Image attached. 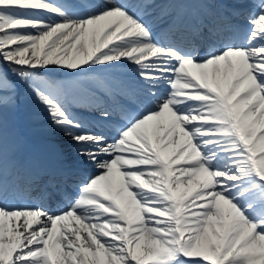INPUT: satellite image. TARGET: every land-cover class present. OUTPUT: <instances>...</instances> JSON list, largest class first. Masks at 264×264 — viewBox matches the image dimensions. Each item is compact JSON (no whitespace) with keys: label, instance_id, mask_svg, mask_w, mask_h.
<instances>
[{"label":"snow or ice","instance_id":"1","mask_svg":"<svg viewBox=\"0 0 264 264\" xmlns=\"http://www.w3.org/2000/svg\"><path fill=\"white\" fill-rule=\"evenodd\" d=\"M166 2L0 0V264H264V0ZM21 88L71 163L18 157Z\"/></svg>","mask_w":264,"mask_h":264},{"label":"bare ground","instance_id":"2","mask_svg":"<svg viewBox=\"0 0 264 264\" xmlns=\"http://www.w3.org/2000/svg\"><path fill=\"white\" fill-rule=\"evenodd\" d=\"M158 1H160V0H158ZM165 4H167V2H166V0H165ZM163 13H165V12H163ZM166 14V13H165ZM153 19H155V17L153 16L152 17V19H151V21L150 22H152V23H154V25L155 26H157V27H161V25H160V23H158V22H153ZM161 24H163V23H161ZM130 69V68H129ZM80 92H81V90H80ZM49 127H51V129L53 130V132L56 134V136H59L60 134H61V132H60V134H59V130L58 129H56L55 127H54V129H53V127L51 126V125H48ZM59 134V135H58ZM61 136V135H60ZM54 139H55V141L57 142V143H59L58 141V139L56 140V138H55V136H54ZM34 142H38V140H33V143ZM36 144V143H35ZM35 144H33V145H35ZM61 144V143H60ZM66 145H68V143H65ZM24 150V149H23ZM63 156L66 158V160H67V162L68 163H70L69 161H72V158H70L69 157V155H68V153H66L65 155L63 154ZM74 159H76V157L74 158ZM51 160H53V157H51ZM58 160V159H57ZM91 169H89V171H90Z\"/></svg>","mask_w":264,"mask_h":264},{"label":"rangeland","instance_id":"3","mask_svg":"<svg viewBox=\"0 0 264 264\" xmlns=\"http://www.w3.org/2000/svg\"><path fill=\"white\" fill-rule=\"evenodd\" d=\"M27 99L30 100V101H33L34 103L38 102V101H37L35 98H33V97H27ZM21 101H23L24 104L29 105V103L26 102V96H25V98H23V99L21 98ZM50 125L53 126L52 123H51ZM48 130H49V129H46V130H45V131H46L45 133H48ZM42 133L44 134V132H42Z\"/></svg>","mask_w":264,"mask_h":264}]
</instances>
